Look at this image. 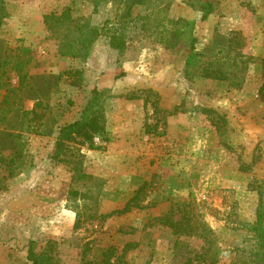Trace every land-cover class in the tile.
Returning a JSON list of instances; mask_svg holds the SVG:
<instances>
[{"label": "rangeland", "instance_id": "1", "mask_svg": "<svg viewBox=\"0 0 264 264\" xmlns=\"http://www.w3.org/2000/svg\"><path fill=\"white\" fill-rule=\"evenodd\" d=\"M128 1L0 0V264H31L29 240L55 264H263L248 226L257 208L264 225V0H211L206 20L201 0H145L124 16ZM65 7L115 22L124 51L102 34L84 60L59 54L67 29L43 15ZM179 16L195 19L205 53L188 76V44L161 42ZM65 68L82 71L79 86L57 78ZM93 88L106 138L52 159L58 127ZM167 213L176 226L160 222Z\"/></svg>", "mask_w": 264, "mask_h": 264}, {"label": "trees", "instance_id": "2", "mask_svg": "<svg viewBox=\"0 0 264 264\" xmlns=\"http://www.w3.org/2000/svg\"><path fill=\"white\" fill-rule=\"evenodd\" d=\"M142 2H145V0H129L125 5L124 16L130 15V9L133 4ZM196 9L201 12L199 19L206 20L214 11V3L211 0H201L199 8ZM2 18L3 17L0 14V26ZM43 22L48 28L57 29L64 27L67 29V32L63 37L64 39L58 45V53L61 55H70V57L74 56L82 60L86 59L89 56L93 43L102 34H106L109 44L119 53L124 51L127 44V39L124 36L123 31H120L122 28L116 26L115 22H111L114 27H107L106 29V25L110 23L109 19H106L101 26L92 24L89 20L77 21L72 18L69 7H65L60 13L51 11L48 14H44ZM195 25L196 21L193 18L179 16L169 19L165 28L167 38L161 40L166 48H173L180 41H185L188 44L184 69V73L187 76L192 72L191 70H193V68L196 67V69H198L197 67L199 65L201 66L200 58L205 56V53L196 49L198 38L194 34ZM221 41L222 42L219 44L223 45V42H229L230 38L223 36ZM201 68L202 69L199 72H201L200 74L204 77L223 79L227 76L226 70L224 69L211 70L207 66H202ZM261 73L263 80L258 88V95L260 100L264 102V57L261 59ZM122 74L123 73H120V75ZM57 78L66 81L73 86H79L83 80L82 71L78 68L62 69L57 74ZM1 85L2 82L0 79V86ZM103 97L104 91L93 88L91 90V95L83 106L79 116L58 127L53 151L49 155L52 159L69 162L62 157L63 151L66 147H69V143L75 142L79 144L87 143L88 145H93V140L96 136L103 137L102 139L106 138L105 115L101 102ZM13 160L15 159L13 158ZM13 160L10 159L11 162ZM144 185L145 183L136 190L133 196L127 200L123 208L117 212L127 210L131 203L137 204L134 200L137 199L138 194L141 192ZM112 213L113 211L106 215ZM159 220L162 224L168 223L171 227L177 225L175 221H172L169 213L165 214L162 219L160 218ZM248 228L253 232L258 245V257L264 264V225L263 214L260 208H257L255 221L249 225ZM34 247L35 242L29 240L26 256L31 264H55V261L49 252H36ZM112 250L113 248L110 249V254L107 255L106 263H108ZM124 251L125 248L122 254H124Z\"/></svg>", "mask_w": 264, "mask_h": 264}]
</instances>
